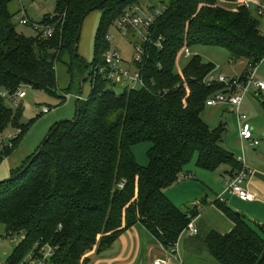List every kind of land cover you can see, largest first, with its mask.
<instances>
[{
	"label": "trees",
	"instance_id": "16d2710c",
	"mask_svg": "<svg viewBox=\"0 0 264 264\" xmlns=\"http://www.w3.org/2000/svg\"><path fill=\"white\" fill-rule=\"evenodd\" d=\"M17 2L0 0V88L7 96L0 91V133L21 129L22 135L1 158L9 156L30 129L22 124L21 108H9L7 100L24 87L57 95L60 62L71 78L78 65H84L86 75L76 117L55 124L21 167L0 182V224L10 240L20 239L5 264H20L47 245L55 248L56 264H88V253L107 252L137 225L177 254L182 239L190 236L188 226L200 221V208L210 204L206 196L200 207L183 212L166 191L187 177L194 158L207 172L230 169L229 179L242 164L224 144L226 124L212 127L203 117L207 101L226 92L224 85L206 84L216 66L196 55L182 71L175 68L186 50L223 48L230 65L246 64L240 77H227L244 81L247 69L264 59L262 20L238 4L226 8L221 0H55L54 13L40 23L55 29L54 36L46 38L38 31L31 36L19 32L22 10H12ZM151 5L164 8L149 29L142 61L134 63L143 86L132 89L100 72L112 51L108 32L126 13ZM96 11L101 20L90 63L80 55L79 42L85 20ZM127 36L136 41L132 30ZM86 83L91 89L83 100ZM118 87L124 88L120 94ZM140 144L151 145L147 166L134 154ZM221 195L224 199L218 196L212 204L232 223V230L222 233L209 227L202 244L198 227L194 243L215 264H264V224L250 222L229 207L225 198L230 194Z\"/></svg>",
	"mask_w": 264,
	"mask_h": 264
},
{
	"label": "rangeland",
	"instance_id": "374dc122",
	"mask_svg": "<svg viewBox=\"0 0 264 264\" xmlns=\"http://www.w3.org/2000/svg\"><path fill=\"white\" fill-rule=\"evenodd\" d=\"M20 3H14L12 5V10L18 11L21 8V10L26 11V17L29 19L31 24L29 26H21L17 22L19 32H22L26 36L34 35V32L37 31H35L32 25L40 24L45 16L52 15L55 11V0H22ZM223 6L226 8L235 7V5L228 3H224ZM100 20L101 12L96 11L87 17L82 26L79 52L80 55L85 57V59L90 63L94 59V41ZM261 32L264 33V19L261 21ZM137 37L139 38V36ZM108 38L111 50L121 54L123 60L126 61L125 63L128 69L133 70L134 64L132 61L135 54L133 43L135 38L133 39L131 36H126L125 30L118 28L117 23H114V25L110 27ZM191 51L192 56L199 55L205 63L214 64L216 68H220L221 71L229 77H231L230 75H233V73H240L239 71L242 70L243 66L241 63L230 65L229 54L223 48L200 46L193 48ZM188 61L189 58H186V56L181 57L177 63L175 71L177 73L182 71L186 67ZM85 73L86 70L84 65H78L74 72V77L71 78L66 64L60 62L57 64V78L59 85L57 95H52L43 91H36L30 87H24L22 88V91L26 92V98L23 100H7L6 104L9 108L15 111L18 108H21L22 124L29 126L30 129L27 134L30 135V138H42V141H45L49 135L50 129L55 124L64 121H71L76 117L77 96L81 93L83 78L86 75ZM257 73V78L264 82V63L258 66ZM70 87L71 89L69 90ZM140 88V85H137V89ZM90 89V84L86 83L81 94L83 100L88 98ZM123 90V87H118L116 92L120 94ZM253 90L254 89H251L250 94L246 96V101L244 103L249 104V109L245 110V108H242V112L247 115L248 120H251L253 114L261 116L262 124H264V117L261 113L262 102L260 100L261 97L264 103V93L261 94L260 97L258 93L255 94L257 96H253ZM0 91L4 96H6L1 88ZM44 108L50 109L51 112L43 114L42 110ZM210 110L211 109L208 108L203 115L208 124L212 127H216L219 124V121H222V123L226 124L227 127L225 139L234 136L233 134H235L237 130V115L234 112L221 109L219 116H216L218 118L211 120L207 117ZM7 132H13V130L8 129L3 134L0 133V139H3ZM259 135H261L260 137L262 143V140H264V129L260 130ZM150 147V144H140L134 148V154L137 162L141 166L148 165L147 152ZM196 162L197 160L194 158L187 166L185 171L187 176L186 179H181L180 182L166 191L167 197L170 201L183 212H189L190 208L195 206L200 207L201 200L206 196L208 197V203L214 201L220 194L223 193V191L225 192L227 187L225 185L226 182H224V178L222 177L223 170H225L224 168L226 167L221 168L217 172H207L199 169L196 166ZM200 210L201 214L204 215L198 223L201 233L200 241L198 242L197 240V242L204 244V238L208 233L207 229L209 227H211V230L216 229L217 227L219 228V226L221 227L225 224L224 222H226V220L220 216L221 214L215 210H211V208L202 207ZM0 239V262L5 263L8 257L12 254L16 245H18L20 239L15 238V240H10L7 237L5 226L2 224H0Z\"/></svg>",
	"mask_w": 264,
	"mask_h": 264
},
{
	"label": "crops",
	"instance_id": "0c3cea01",
	"mask_svg": "<svg viewBox=\"0 0 264 264\" xmlns=\"http://www.w3.org/2000/svg\"><path fill=\"white\" fill-rule=\"evenodd\" d=\"M240 63L243 66L242 70L239 71L240 73H233V75H230L231 77H240L244 73L246 64L245 62ZM216 73L225 75L220 68H216ZM256 93L261 95L264 93V91H258L254 89L253 96H257L255 95ZM245 101L246 100L243 102L242 108L248 110L249 104H244ZM209 109L211 110L207 117L211 120L218 118L216 116H219L221 109L232 112V108L229 105H222V107L217 106ZM261 113L264 117L262 110ZM261 119V116L253 114L251 120H249L254 127L255 135L259 138H261V135H259L260 130L264 129V124H262ZM219 123H222V121H219ZM236 125V133L233 134L234 136L225 139L224 144L227 149L237 157L238 161H241L240 163L242 165L245 164V166L250 168L249 170L251 171V178L249 181L250 183L248 184V190L256 194V200L253 202H242L232 195H227L225 200L227 201L230 208L233 207L232 209L234 211L242 213L250 222H254L256 225H263L264 140H262L261 145L257 148L251 146L249 143L241 140L239 136L238 121L236 122ZM2 140L3 139H0V145ZM42 142V138L34 139L30 138V135L26 134L19 145L13 150V152L9 156L2 159L0 163V182L7 180L13 170L21 167L24 161L31 154H33L35 150H37ZM224 169L225 170H223L222 177L224 178V182H226L229 179L226 173L229 172L230 169ZM184 178L186 179V177ZM209 204L210 205L208 208L214 210L212 202ZM203 215L204 214H202V217ZM222 218L224 219L223 216ZM198 223L199 220L195 221L197 229ZM224 223L225 224H223L221 227H217L216 230L222 233L231 231L233 227L232 223ZM195 237L186 235V237L182 239L178 246V253L175 254L174 252L165 249L146 231L143 226L137 225L121 236L107 252L103 254L90 252L86 255V257L89 260L88 264H154L156 261L168 264H215L212 262V260H210L208 254L204 252L201 247L196 246L194 243Z\"/></svg>",
	"mask_w": 264,
	"mask_h": 264
},
{
	"label": "built area",
	"instance_id": "2783aa9c",
	"mask_svg": "<svg viewBox=\"0 0 264 264\" xmlns=\"http://www.w3.org/2000/svg\"><path fill=\"white\" fill-rule=\"evenodd\" d=\"M22 1V0H20ZM228 4H238L246 9L252 11L256 17L263 20L264 19V0H221ZM137 7L132 11L126 13L118 22L117 26L120 29H124L126 36L132 30L136 34V41L134 42L135 54L132 63H140L144 56V51L142 46L150 41L149 29L155 22L156 18L162 14L163 6L159 7ZM25 10H22L20 15L17 17V22L21 26H29L31 23L26 17ZM34 29L38 32H42L46 38H52L55 33V29L52 25H32ZM139 36V38L137 37ZM184 56L189 58L192 56L190 50H186ZM106 66L101 69V74H107V77L114 80L115 83H126L132 89H137V85L143 86L140 73L133 69L129 70L124 66L123 59L118 52H108L105 55ZM264 63V59L261 64ZM245 80L240 79L230 80L227 76L211 73L206 79V84L211 85H224L226 87L225 93H220L216 97L207 101V107L213 108L222 105H230L233 108L234 113L237 115L239 124V136L242 141L249 143L251 146L257 148L261 145V138L255 135V130L253 126L249 123L246 114L242 113V105L248 94H250L251 89L264 91V82L257 78L258 66L250 67L247 69ZM26 92L21 91L17 93L12 100H22L26 97ZM78 99H81L78 97ZM51 110L44 108L42 110L43 114L50 113ZM13 130V129H12ZM22 135L21 129H15L13 132H7L3 137L0 145V155L5 149H13L14 143ZM3 158L0 156V163ZM243 160V159H242ZM241 162V161H240ZM244 164V161H243ZM250 168L242 165V170L234 176L233 179H229L226 183L227 187L224 194H230L243 202H253L256 200V194L248 190V184L250 183L251 171ZM123 188V185H121ZM218 199L223 200V195H220ZM186 232L190 236H196L198 234L197 227L194 221L188 226ZM1 242V239H0ZM55 248L47 245L42 247L39 253H30L25 260L20 264H56L53 262L52 258L54 256ZM178 253V247L176 249ZM0 264H5L0 262ZM154 264H168L156 261Z\"/></svg>",
	"mask_w": 264,
	"mask_h": 264
},
{
	"label": "water",
	"instance_id": "95a60500",
	"mask_svg": "<svg viewBox=\"0 0 264 264\" xmlns=\"http://www.w3.org/2000/svg\"><path fill=\"white\" fill-rule=\"evenodd\" d=\"M7 98V96H5Z\"/></svg>",
	"mask_w": 264,
	"mask_h": 264
}]
</instances>
